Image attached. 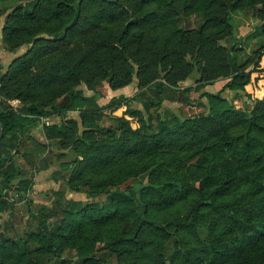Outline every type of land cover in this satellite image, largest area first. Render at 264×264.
<instances>
[{"label": "trees", "instance_id": "obj_1", "mask_svg": "<svg viewBox=\"0 0 264 264\" xmlns=\"http://www.w3.org/2000/svg\"><path fill=\"white\" fill-rule=\"evenodd\" d=\"M256 6L264 18V0H29L13 7L2 46L26 50L3 72L0 61V212L32 186L17 160L39 170L54 149L73 157L52 180L85 200L57 192L59 216L45 207L30 214L38 224L25 240L0 233V264H71L66 251L75 264H264V96L245 104L262 46L252 68L240 65L230 22L232 12ZM192 14L203 17L201 25L180 28L177 17ZM257 30L264 34V24ZM130 60L141 86L163 73L162 86L178 93L177 102L197 107L205 98L207 112L158 120L150 134L115 116L116 129L99 127L103 110L128 99L99 106L77 86L107 77L111 89L125 86L134 74ZM194 71L197 88L224 83L192 100V88L179 83ZM225 90L240 93L244 108L225 99ZM71 111L79 121L65 118ZM52 115L62 121L41 124L45 142L36 141L31 127ZM142 176L144 183L121 187ZM103 194L108 204H96ZM203 210L212 215L201 237Z\"/></svg>", "mask_w": 264, "mask_h": 264}, {"label": "rangeland", "instance_id": "obj_2", "mask_svg": "<svg viewBox=\"0 0 264 264\" xmlns=\"http://www.w3.org/2000/svg\"><path fill=\"white\" fill-rule=\"evenodd\" d=\"M29 1V0H27ZM27 1H22L25 3ZM20 4V3H18ZM177 9L181 8V2H176ZM16 6V5H15ZM259 6L256 7H242L231 13L230 22L233 28V33L237 39H239V45L237 47V62L241 64H248L247 69L252 68L253 64L256 62L255 52L262 49L260 52L264 54V34H260L257 30L260 26L264 24V18L258 13ZM178 25L183 29H195L201 25L203 17L196 16L195 14L177 17ZM220 44H224V41H220ZM3 47V46H2ZM18 50H23L26 48H20ZM20 55V54H19ZM262 57V56H261ZM249 59L251 62L249 63ZM261 58L258 62V67L255 73L258 79L264 80V62L261 63ZM131 65L134 68V74L132 80L129 84L122 86L117 89H111L108 80L105 78L103 80L97 81L94 87L89 88L86 84H81L77 86L85 96L95 97V101L99 106L106 105L112 97L124 96L128 100L116 110L105 109L101 112V118L97 121L99 127L103 129H116L117 124L114 120L115 117L124 118L128 121L130 127L135 130L140 126L144 128L143 132L150 134L152 132H157V122L158 120H169L172 116H177L179 118L192 117L198 114H203L207 112V102L205 98L200 100L199 106L190 107L184 103H179L176 101L178 93L170 91L169 86H162L164 82V74L158 72V78L153 80L146 86H141V83L137 76L135 75L137 71L136 64L130 60ZM197 71L192 72V74L183 82L179 83L180 87L192 88L189 96L198 99L200 93L204 90L203 88H197ZM222 83H224L222 81ZM216 85L213 88H209V92L216 90ZM264 86V85H263ZM96 94V95H95ZM256 99L251 98V96L246 99L245 104L248 107L252 106L253 101ZM153 102V103H151ZM156 103H160L156 105ZM149 105L145 108L144 105ZM18 103H15L16 107ZM127 110L136 111L137 114L134 116H129L126 114ZM65 118H72L79 121L78 112L71 111L65 115ZM140 118V121H139ZM61 117H52L51 122H60ZM79 131H81L80 125ZM147 127V128H146ZM150 127V128H148ZM30 132L33 137L38 142H45L42 128L38 125L32 126ZM62 152L64 156L59 159L57 155ZM73 157L72 153H67V151H61L54 149L46 154L43 160L39 163V170L29 168L25 162L19 158L16 165L22 167L23 173L21 177L29 178L32 182V187L30 191L23 198L15 197V202L12 203L13 207L8 211L0 212V233L6 234L9 238H19L21 240L27 239L30 232H35L38 222L30 215L36 214L41 207H45L48 210L56 211V215H60V207H57V192H64V199H72L84 202L85 196L81 193L70 192L65 188L61 180H52V173L56 170H60L62 163H68ZM24 168V169H23ZM37 171V172H35ZM145 182V177H138L135 179L128 180L121 187L134 186L136 184H141ZM107 195L103 194L95 198V202L98 205L108 204ZM198 222L201 224L205 220L211 217L208 210H203L199 213ZM52 222L54 219H50ZM13 225L11 226V224ZM10 224V225H9ZM199 233L201 237H204L206 230L202 227V224L198 226ZM28 247H32L33 244L28 242ZM63 258L72 260L71 264H75L73 260V252L66 251L62 255Z\"/></svg>", "mask_w": 264, "mask_h": 264}, {"label": "crops", "instance_id": "obj_3", "mask_svg": "<svg viewBox=\"0 0 264 264\" xmlns=\"http://www.w3.org/2000/svg\"><path fill=\"white\" fill-rule=\"evenodd\" d=\"M22 1H27V0H0V61L3 64L2 72L5 70V67L8 64V62L13 57L21 54V52L23 51V50H18L15 53L8 52L2 47V42H1V38H2L1 29L3 26L4 20H5V16L13 9V7L15 5H17L18 3H21ZM216 84H217V86H216L217 88L215 91H213V92H216L223 85L222 81H217L212 85L204 87L202 90L208 91L209 88H213L214 85H216ZM263 85H264L263 78L258 79V76L256 74H253L251 77L250 83L245 86V91H246V93H248L251 96V98L261 99L264 96V86ZM222 96L225 99H227L228 101H230V103H232V105L235 108H237V109H243L244 108V99L240 93L225 90L222 93ZM52 117L58 118V115H52V116H49L47 118L41 119L39 126L41 127L42 126L41 124H43V123L46 125L50 124V123H58V122H51ZM18 160H17V162H18ZM35 172H37V171H35ZM22 178H26V177H22ZM15 197H18V196L13 195L12 198L10 199L11 202H13V203L15 202Z\"/></svg>", "mask_w": 264, "mask_h": 264}, {"label": "built area", "instance_id": "obj_4", "mask_svg": "<svg viewBox=\"0 0 264 264\" xmlns=\"http://www.w3.org/2000/svg\"><path fill=\"white\" fill-rule=\"evenodd\" d=\"M261 60H262V61H261L260 64H262V63L264 62V54L262 55ZM263 67H264V66H263ZM252 75H253V74H252ZM252 75H251V77H252ZM9 103H10L11 106L15 107L14 104H15V103H18V100H12V101H9Z\"/></svg>", "mask_w": 264, "mask_h": 264}, {"label": "water", "instance_id": "obj_5", "mask_svg": "<svg viewBox=\"0 0 264 264\" xmlns=\"http://www.w3.org/2000/svg\"><path fill=\"white\" fill-rule=\"evenodd\" d=\"M1 136H2V127H1V123H0V139H1Z\"/></svg>", "mask_w": 264, "mask_h": 264}]
</instances>
